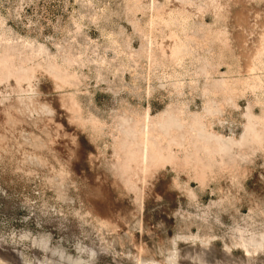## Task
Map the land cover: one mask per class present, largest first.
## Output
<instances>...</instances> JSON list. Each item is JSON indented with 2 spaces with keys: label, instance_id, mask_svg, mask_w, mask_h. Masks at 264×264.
<instances>
[{
  "label": "rangeland",
  "instance_id": "374dc122",
  "mask_svg": "<svg viewBox=\"0 0 264 264\" xmlns=\"http://www.w3.org/2000/svg\"><path fill=\"white\" fill-rule=\"evenodd\" d=\"M0 264H264V0H0Z\"/></svg>",
  "mask_w": 264,
  "mask_h": 264
}]
</instances>
